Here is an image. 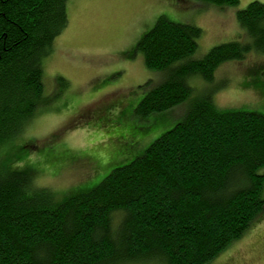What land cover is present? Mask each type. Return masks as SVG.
Here are the masks:
<instances>
[{"label":"trees","instance_id":"trees-1","mask_svg":"<svg viewBox=\"0 0 264 264\" xmlns=\"http://www.w3.org/2000/svg\"><path fill=\"white\" fill-rule=\"evenodd\" d=\"M66 3L0 0V152L43 99V61L67 26ZM235 16L252 43H222L199 59V27L157 19L135 50L167 76L137 104L139 118L174 116L192 94L190 77L211 81L223 63L264 51V3ZM179 111L143 154L60 198L35 185L29 167L0 160V264H206L241 238L264 211V114L221 110L210 96Z\"/></svg>","mask_w":264,"mask_h":264},{"label":"rangeland","instance_id":"rangeland-1","mask_svg":"<svg viewBox=\"0 0 264 264\" xmlns=\"http://www.w3.org/2000/svg\"><path fill=\"white\" fill-rule=\"evenodd\" d=\"M251 1L264 3L239 0L219 8L202 0H67V26L43 61V99L23 133L2 147L0 160L29 167L35 185L60 198L92 188L143 154L196 98L210 96L221 110L264 114V51L254 49L220 65L211 81L190 77L192 94L174 116L160 112L142 119L134 112L167 76L147 68L135 50L159 17L202 30L191 56L199 59L222 43H252L235 16ZM206 264H264V211Z\"/></svg>","mask_w":264,"mask_h":264}]
</instances>
